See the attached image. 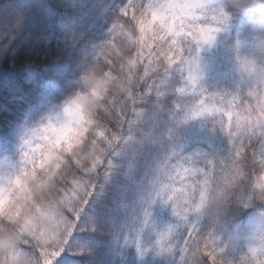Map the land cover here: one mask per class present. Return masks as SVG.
Segmentation results:
<instances>
[{
    "label": "clouds",
    "instance_id": "1",
    "mask_svg": "<svg viewBox=\"0 0 264 264\" xmlns=\"http://www.w3.org/2000/svg\"><path fill=\"white\" fill-rule=\"evenodd\" d=\"M110 3L0 0V264H253L264 0H166L168 32L121 17L126 0L106 19ZM133 96L142 115L116 166L86 175L95 129L115 132ZM65 125L87 129L71 153L50 130Z\"/></svg>",
    "mask_w": 264,
    "mask_h": 264
},
{
    "label": "snow or ice",
    "instance_id": "2",
    "mask_svg": "<svg viewBox=\"0 0 264 264\" xmlns=\"http://www.w3.org/2000/svg\"><path fill=\"white\" fill-rule=\"evenodd\" d=\"M127 6L120 8V15L125 20L135 21L139 27L143 30L145 27L144 19L148 17V26H151L153 22H155L159 28L164 29L165 32L171 31L172 24L169 21L165 23V12L167 9H162L163 5L166 3V0H126ZM148 3H154L160 8L155 9H145V5ZM119 26V22H117L116 27ZM147 63V59L145 60ZM104 86L103 81L97 82V87L102 88ZM183 91V89H181ZM145 94H152V86H146ZM140 99L138 97H131L128 100V107L126 113L122 114L123 119L119 128L113 132L106 127H97L95 129L96 139L93 141V150L89 154V159L87 163V167L84 168L85 174H91L97 171L99 168H103L105 164L107 165V169H111L114 165L110 161H106L104 158L105 152L111 151L114 154H118L115 152V149L119 147L121 144L127 143L132 139L131 131L134 128L135 124L138 122V119L141 117V113L137 109V105L140 103ZM131 113V115H129ZM50 130L56 136V140L54 141L55 145H59L60 141H65L66 147L64 151L66 153H71L74 147H78L82 142L78 137L84 136L87 129H74L70 125H65L64 128L56 129L51 128ZM69 140H72L73 143H68ZM26 159L29 157H25ZM55 153L49 155L48 152H45V161L51 163L53 159H57ZM74 162L77 167H83V162L81 160H76L74 157ZM109 173L106 170V177ZM80 178H76L73 180L74 185L80 184ZM94 185L89 184V189L94 188ZM78 214V213H77ZM73 229L69 228L68 237L71 236ZM62 251V250H61ZM60 255V252L54 251L52 253L53 257H57ZM205 255H208L210 259H212V254L205 250ZM248 257L252 259L253 264H262L264 261V253L261 251V247L259 245H255L251 247L248 251ZM48 264H54L53 262H48Z\"/></svg>",
    "mask_w": 264,
    "mask_h": 264
},
{
    "label": "trees",
    "instance_id": "3",
    "mask_svg": "<svg viewBox=\"0 0 264 264\" xmlns=\"http://www.w3.org/2000/svg\"><path fill=\"white\" fill-rule=\"evenodd\" d=\"M122 0H114V3H110L109 7L105 9V17L106 19H111L116 12L118 11V9L115 7L116 4L121 3ZM129 115H131V113H129ZM3 150V146L0 145V153H2ZM113 159V164L114 167L116 166V162L120 159V153L118 152L117 155L112 157ZM109 193L107 191H101L99 194V198L98 201L96 202V204L94 205L95 207L99 206V202L100 201H104L107 198H109ZM79 243L83 244V245H88L90 243V241L87 238H82L80 241H78Z\"/></svg>",
    "mask_w": 264,
    "mask_h": 264
},
{
    "label": "rangeland",
    "instance_id": "4",
    "mask_svg": "<svg viewBox=\"0 0 264 264\" xmlns=\"http://www.w3.org/2000/svg\"><path fill=\"white\" fill-rule=\"evenodd\" d=\"M3 161L2 160H0V163H2Z\"/></svg>",
    "mask_w": 264,
    "mask_h": 264
}]
</instances>
